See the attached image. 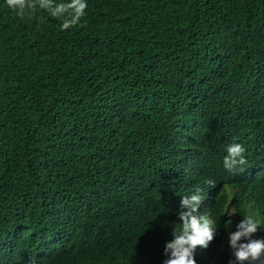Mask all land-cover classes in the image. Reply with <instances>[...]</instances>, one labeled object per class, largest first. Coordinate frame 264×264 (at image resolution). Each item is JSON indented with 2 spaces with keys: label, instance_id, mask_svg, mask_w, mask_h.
<instances>
[{
  "label": "trees",
  "instance_id": "16d2710c",
  "mask_svg": "<svg viewBox=\"0 0 264 264\" xmlns=\"http://www.w3.org/2000/svg\"><path fill=\"white\" fill-rule=\"evenodd\" d=\"M87 4L0 0V264H161L177 192L239 188V222L264 189V0ZM221 198L197 264L230 257Z\"/></svg>",
  "mask_w": 264,
  "mask_h": 264
},
{
  "label": "clouds",
  "instance_id": "9594fccd",
  "mask_svg": "<svg viewBox=\"0 0 264 264\" xmlns=\"http://www.w3.org/2000/svg\"><path fill=\"white\" fill-rule=\"evenodd\" d=\"M7 7L23 15L27 9H43L62 21V29L77 24L86 14L87 0H6ZM223 168L234 173L243 171L247 163L245 147L237 142L226 146ZM259 177H256V179ZM180 193L177 207L170 209L173 219L169 225L171 238L164 242L161 264H197L196 254L204 255L211 242L218 235V220L211 215L216 196L225 203L222 219L228 218L222 238L221 249L228 248L230 257L227 264H264V189H249L247 213L238 222L233 210L237 195L243 198L239 188L228 187L222 194L210 189L202 192L198 188H188ZM209 200V207L205 203ZM253 211L249 213L250 211ZM255 236L257 238H255ZM34 264V262L32 263Z\"/></svg>",
  "mask_w": 264,
  "mask_h": 264
}]
</instances>
